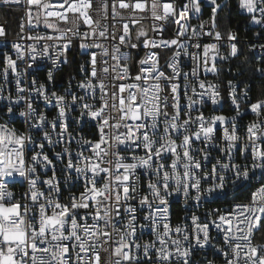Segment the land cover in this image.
Masks as SVG:
<instances>
[{"label": "snow or ice", "instance_id": "1", "mask_svg": "<svg viewBox=\"0 0 264 264\" xmlns=\"http://www.w3.org/2000/svg\"><path fill=\"white\" fill-rule=\"evenodd\" d=\"M0 11V264H264V0Z\"/></svg>", "mask_w": 264, "mask_h": 264}, {"label": "built area", "instance_id": "2", "mask_svg": "<svg viewBox=\"0 0 264 264\" xmlns=\"http://www.w3.org/2000/svg\"><path fill=\"white\" fill-rule=\"evenodd\" d=\"M16 13L15 12H8V11H0V24L7 23L10 28L15 29L16 26ZM227 23V20H225ZM232 29L235 30L237 27H240V35L242 40H250L252 39L251 34H247L243 27L244 21L241 17L233 15L232 16ZM225 80L228 78L227 66H225Z\"/></svg>", "mask_w": 264, "mask_h": 264}, {"label": "trees", "instance_id": "3", "mask_svg": "<svg viewBox=\"0 0 264 264\" xmlns=\"http://www.w3.org/2000/svg\"><path fill=\"white\" fill-rule=\"evenodd\" d=\"M225 15H227V14H225ZM233 15H235V14H233ZM231 27H233V23H231Z\"/></svg>", "mask_w": 264, "mask_h": 264}]
</instances>
